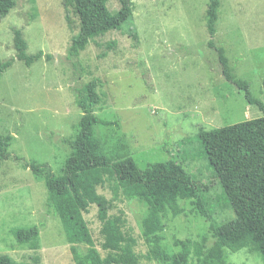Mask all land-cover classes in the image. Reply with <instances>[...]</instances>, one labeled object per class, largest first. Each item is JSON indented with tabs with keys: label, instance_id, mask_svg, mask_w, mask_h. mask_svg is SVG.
Wrapping results in <instances>:
<instances>
[{
	"label": "rangeland",
	"instance_id": "obj_1",
	"mask_svg": "<svg viewBox=\"0 0 264 264\" xmlns=\"http://www.w3.org/2000/svg\"><path fill=\"white\" fill-rule=\"evenodd\" d=\"M133 18L121 31L95 39L77 59H68L80 22L65 0H21L0 21V63L14 57L12 28L24 33L29 55L43 51L32 67L21 61L0 79V136H12L11 157L0 161V255L24 264H75L61 219L46 207L47 188L25 162L46 165L59 175L71 153L68 141L78 132L82 113L76 91L92 80L100 82L96 114L111 123L97 125L95 136L108 157H132L143 170L156 162L175 161L210 188L201 197L213 206L210 218L200 213L197 199L179 200L177 213L162 215L163 245L175 254L176 241H189L188 264H201L216 242L213 225L233 218L217 205L220 188L209 163L194 156L197 145L187 144L202 130H214L264 116L250 106L245 92L226 80L219 53L209 47V0H130ZM214 43L224 49L235 80L247 84L264 104V0H219ZM108 8L117 14L120 4ZM190 153V154H189ZM20 159V160H18ZM110 202V215L122 216L125 232L135 241L142 264L148 247L142 222L148 206L122 197ZM85 220L101 252L105 236L92 206ZM40 227L39 249L19 245L13 232ZM82 252L87 247L80 245ZM225 264H264L247 251L224 250Z\"/></svg>",
	"mask_w": 264,
	"mask_h": 264
},
{
	"label": "trees",
	"instance_id": "obj_2",
	"mask_svg": "<svg viewBox=\"0 0 264 264\" xmlns=\"http://www.w3.org/2000/svg\"><path fill=\"white\" fill-rule=\"evenodd\" d=\"M19 1L0 0V21L18 6ZM109 1L65 0V6L73 9L80 22L79 33L72 38L68 49V59L79 58L95 39L111 30L121 31L131 21L134 9L130 0H117L120 4L117 14L109 10ZM220 5L219 0H209L208 3L209 47L219 53L226 80L245 92L250 106L264 112V104L252 96L249 86L235 80L224 49L214 43ZM11 31L16 54L0 63V79L17 60L27 67L42 59L51 60L43 51L29 55L24 33L17 28ZM99 84L95 79L76 91L75 101L82 118L77 134L68 141L71 153L60 174L55 175L46 165L35 162H25V167L37 178L44 179L46 207L61 219L75 264H142V258L134 248L135 241L125 232V220L122 216L110 215V202L99 193L105 188L111 191L113 198L122 197L148 206L149 214L142 227L149 261L156 264H188L189 241H176L181 250L175 254L168 252L163 245L162 215L167 210L176 214L179 200L197 199L200 213L210 218L213 206L207 204L204 207L201 200L210 187L172 160L156 162L142 170L132 157H108L101 141L95 136L97 125H111L100 120L96 114L100 104ZM12 139L10 135L0 136V161L10 159ZM186 143L196 144L198 147L194 156L208 161L221 191L216 202L218 207L233 213V218L211 228L216 242L205 254L199 250L201 264H225L224 250L233 254L247 251L264 263V116L225 128L202 130ZM92 206L98 209V219L103 225L104 253L96 248L85 220ZM40 232V227L34 226L19 228L13 235L19 245H27L34 251L39 249ZM80 245L86 246L87 251L82 252ZM0 264L24 263L0 255Z\"/></svg>",
	"mask_w": 264,
	"mask_h": 264
}]
</instances>
